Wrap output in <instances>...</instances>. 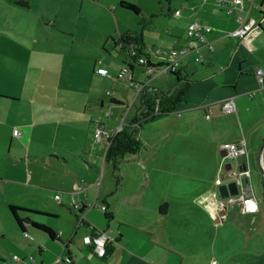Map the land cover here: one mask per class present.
I'll use <instances>...</instances> for the list:
<instances>
[{
  "label": "crops",
  "instance_id": "1",
  "mask_svg": "<svg viewBox=\"0 0 264 264\" xmlns=\"http://www.w3.org/2000/svg\"><path fill=\"white\" fill-rule=\"evenodd\" d=\"M46 1L0 0V142L7 146L6 152L0 146V260L17 255L21 259L17 264L33 263L27 262V256L34 258L33 264H67L58 258L69 254L73 264H264V88L255 76L256 67L264 68V29L234 41L227 34L239 26L242 13L238 9L228 14L213 3L218 8H210L213 22L195 9L188 13V24L203 22L212 31L206 35L208 44L200 47L201 60L196 61V53L189 54L181 61L178 75L192 80L193 61L209 69H195L200 86L194 94L189 90L186 107L158 122L167 135L151 139L148 152L141 149L132 155L139 154L138 163L127 168L135 181L114 184L105 156L107 137L95 140L96 126L102 123L112 132L122 122L128 124L140 112L144 92H169L176 77L166 72L148 77L137 92L135 115L132 107L124 110L126 103L106 91L121 111L111 125L97 122L105 121V101L97 82L103 88L107 77L96 68L105 65L94 56L89 86L79 88L86 94L69 101L61 95L79 91L71 89L62 76L66 61L75 68L76 43L81 40L70 26L50 20V14L56 13ZM245 8L250 18L256 19L251 15L254 10L260 20L264 0L246 3ZM187 25L184 35L172 41L173 48L187 45ZM49 28L67 33L69 46L53 41L47 46L40 31ZM150 57L159 63L154 54ZM135 68L130 71L132 77ZM72 74L78 77L77 71ZM230 97H234L235 112L223 109ZM122 110L124 115L128 112L126 119ZM15 128L23 131L20 137L13 135ZM242 139L248 152L232 165L236 171H249L243 182L247 197L257 203L256 212L243 213L238 205L231 208L228 200L220 198L216 184L228 170L221 145ZM57 195L60 202H55L64 207H49ZM78 203L85 220L81 225L72 209ZM93 203L106 205L110 218L99 207H91ZM9 205L34 211L21 216L29 215L60 236L52 239L29 224H25V236ZM163 205H167L165 212ZM98 230L115 239L107 258L93 253L83 241Z\"/></svg>",
  "mask_w": 264,
  "mask_h": 264
},
{
  "label": "rangeland",
  "instance_id": "2",
  "mask_svg": "<svg viewBox=\"0 0 264 264\" xmlns=\"http://www.w3.org/2000/svg\"><path fill=\"white\" fill-rule=\"evenodd\" d=\"M121 1L138 5L141 9L140 14L120 7L119 3ZM46 3L47 6H50L52 11L56 13L55 15L52 13L50 14V20L56 21L57 25H62L66 28L70 26L71 29L75 30L77 37L81 40L76 43L77 54L75 55H77V58L75 68L71 66L70 61H66L65 72L62 76L63 81L72 86L71 89L74 90H79L82 85L85 86L88 84L89 81L87 80V76L89 71L92 73L91 59L94 56L98 57V59L104 63L105 67L109 70L110 75H115L117 77L119 71L127 68V78L130 77V68L126 63H123L130 60L129 53L126 49H122L118 43L121 33L126 31H135L137 34L142 33L147 47L151 46L155 51L169 50L173 48L172 41L175 37L184 35L186 25L188 24V21L185 18L188 13L192 11V9H195V11L200 12L202 15L211 17L210 21L213 22V16H210L211 14L209 13L211 12L210 8H217L211 0H49L46 1ZM114 8L118 9L114 10ZM176 9L180 10L181 13L178 17L174 15ZM251 15L256 19H259V15L254 10ZM199 23L203 24V22ZM61 31L62 32L59 33L54 29L49 28L44 31L41 30L40 33H42L47 46L52 41L54 44L59 43L60 47L69 46L71 38L68 37L69 35L67 33H63V30ZM72 34L74 33L72 32ZM39 35L41 36V34ZM227 35L229 36V33ZM229 38H233L234 41H239L237 38L231 36H229ZM189 68V75L192 74L191 78L194 81L189 94H194L200 86L198 84L200 81L196 82L199 78L196 77V73L194 72L195 69L209 68L206 64H200L194 61L191 63ZM218 69L221 68L219 67ZM72 71H77L78 77L73 75ZM169 75L171 77L174 76L173 73H169ZM152 77L153 76H150V78ZM132 79L134 82L130 83L129 81H122L117 78L114 79L113 77H107L104 81L105 86H103V88H100L102 84L97 82L99 84V88H97V91L100 94L99 96L105 101L103 118L106 121L98 120L97 122L108 123L111 125L116 117V113L121 111V108L116 107L110 101V95H107L106 91H109L112 93L113 97H116L126 103V105L123 106L124 110L126 106H130V108L132 107V113H134V115L136 114L139 103L136 95L137 92H139V86H143L148 82V74L145 68L136 67ZM63 94L68 97L66 99L69 101L71 97L86 94V91L83 88L80 89L78 93L76 91L61 92V95ZM184 107H186V104L180 106L178 110L182 111ZM124 110H122V116L126 119L128 112L124 115ZM177 111L144 124V128L140 133V138L144 144L141 152H148L150 148L152 149V145L148 143L151 139L154 141L158 136L167 135L166 130H164V126L157 127V124H159L158 122L162 119L176 114ZM109 113L110 115H108ZM120 121H122V119ZM0 146L2 151L6 152V142H0ZM188 148L193 149L194 146L189 145ZM138 156L139 154L135 157L127 154L120 162L118 172L113 171V165L111 163L108 164L111 177L113 178L112 183L114 182V184H116L119 180V183L124 182L127 185L135 181V178L127 172V168H131L134 164L138 163ZM228 162H230L229 159L226 160L225 163ZM232 163L236 166V160H233ZM189 173L190 175H193L194 171L190 170ZM117 176H120V178ZM150 182L151 181H148L147 183ZM155 185H152V187L155 188ZM4 187L11 189L15 186L4 185ZM55 201L56 200L52 199L49 204L47 203L48 206L55 208L64 207L62 205H58ZM100 211L104 214L102 210ZM20 213L23 214L22 211H20ZM32 216L40 219H47V217L40 215ZM123 219H126V216H123ZM31 228L33 227L31 226ZM262 238L264 239V237ZM59 243L63 248L64 245H62L61 242ZM32 246L37 248L35 245ZM30 257L31 256H27L25 258L28 263L30 262ZM36 258L39 259L40 257L36 254Z\"/></svg>",
  "mask_w": 264,
  "mask_h": 264
},
{
  "label": "built area",
  "instance_id": "3",
  "mask_svg": "<svg viewBox=\"0 0 264 264\" xmlns=\"http://www.w3.org/2000/svg\"><path fill=\"white\" fill-rule=\"evenodd\" d=\"M219 7L226 10L228 14H230L234 8L238 9L242 14L238 17L237 21L239 26L232 32L229 33V36L237 38L238 40H244L248 38L251 34L256 32L259 29H264V15L260 20H256L254 18L249 17V11L246 10V3H253L254 0H213ZM180 11H175L174 15L176 17L180 16ZM212 31L210 26H206L200 24L198 22H191L187 26V37L188 43L183 48H171L169 50L161 51V50H150L151 54H154L159 58V63H154L151 60H148L146 57H139V63L144 66L147 71L148 77L153 76L154 74L161 73H178L181 68V61L186 58L191 53H196V61L201 60V56L199 55L200 47L202 45H207L206 35ZM135 54V52H133ZM96 72L104 77H112L107 68L99 66L96 68ZM128 70L124 68L121 70L117 79L122 81H129L133 83L132 75L127 78ZM255 76L257 78L258 84L260 88H264V68L256 67L255 68ZM143 89V86H139V92ZM223 109L227 112H235L237 107L235 104L234 97L227 98L223 102ZM110 115V113L108 114ZM207 118H210V114H206ZM125 122H122L116 129L112 132H109L105 125L102 123L98 124L94 130V139L97 141H101L103 138L107 137L108 146L110 138L114 137L117 133L121 132L124 128ZM23 134V131L20 128H15L13 131V135L16 137H20ZM221 150L225 153L224 158L229 160H236L241 156H245L247 154V143L244 139L238 142H227L221 145ZM249 176V171L246 169L242 170H226L222 176L217 178L216 184L219 186L223 183H228L230 181L236 180L238 185V195L230 196L227 200L233 208L235 205L239 206V209L243 213L246 212H256L258 210L257 203L251 197H247V190L245 189V185L243 182L244 178ZM56 201L60 202V197L56 196ZM91 207H99L102 211L107 213L106 205H99L93 203ZM75 211H82L81 204L73 205ZM83 214L77 220L78 225L83 224ZM25 236H28L25 234ZM60 236V233L57 234ZM84 243L91 249L93 253L102 257L105 254L106 246L114 243L115 239L112 237L107 231H95L91 235H87L83 239ZM21 259L19 256L14 255L10 259L0 260V264H17ZM30 261L35 263L34 258L31 256ZM58 261H64L67 264H73V259L69 254H61L58 258Z\"/></svg>",
  "mask_w": 264,
  "mask_h": 264
},
{
  "label": "trees",
  "instance_id": "4",
  "mask_svg": "<svg viewBox=\"0 0 264 264\" xmlns=\"http://www.w3.org/2000/svg\"><path fill=\"white\" fill-rule=\"evenodd\" d=\"M211 1L214 3L213 0ZM119 5L120 7L132 10L137 14H140L141 12V9L138 5L130 2L121 1ZM118 43L122 49H126L129 53L130 61L126 62V64L129 66L130 71L134 67H144L139 63V57L141 56L146 57L151 63L150 50L152 47H147L145 45L142 33L137 34L134 31L125 32L121 36ZM133 52H135V54ZM173 74L176 77V83L174 87L166 93H160L154 90L150 92H144L142 95L140 112L128 124H124V128L121 132L110 138L109 146L105 156L106 162L113 165L114 172L119 171V164L127 154L135 155L143 148V143L140 140L139 135L145 123L174 113L180 108V106L186 103V96L191 88L192 80L187 76H180L178 73ZM117 177L120 178V176ZM166 208L167 205H163L161 210L165 212ZM9 210L14 221L18 227H20V230L24 233V235L27 234L25 224H29L33 228L48 234L52 239L57 237L51 228L44 224L33 221L29 215L25 216V218L22 217L23 215L33 213L34 211L23 209L16 205H9ZM20 211H22L23 214H21ZM76 212L78 220L83 214V211ZM105 214L108 218H110L109 214ZM83 223L85 224V220H83ZM112 249L113 243L107 245L105 254L102 256V258H107L110 256L111 252L113 251Z\"/></svg>",
  "mask_w": 264,
  "mask_h": 264
},
{
  "label": "water",
  "instance_id": "5",
  "mask_svg": "<svg viewBox=\"0 0 264 264\" xmlns=\"http://www.w3.org/2000/svg\"><path fill=\"white\" fill-rule=\"evenodd\" d=\"M263 152H264V145L262 147V153ZM224 156H225V153H224ZM227 166H228L227 168L228 170H231V171L234 170L233 165H232V160H230V162L227 163ZM218 192H219L220 198L223 200L228 199L230 196L238 195L239 191H238L237 181L233 180L228 183H223L219 185Z\"/></svg>",
  "mask_w": 264,
  "mask_h": 264
}]
</instances>
